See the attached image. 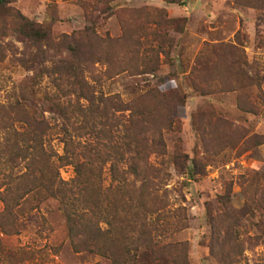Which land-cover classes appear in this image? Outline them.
Here are the masks:
<instances>
[{
  "label": "rangeland",
  "instance_id": "374dc122",
  "mask_svg": "<svg viewBox=\"0 0 264 264\" xmlns=\"http://www.w3.org/2000/svg\"><path fill=\"white\" fill-rule=\"evenodd\" d=\"M106 1L107 7L98 0H6L0 9V103L21 98L32 103L31 111L52 126L47 149L62 154L57 138L62 122L44 112L42 101L51 84L44 77L31 86L34 74L59 57L44 44L27 42L15 33L12 18L21 16L37 24L53 42L88 26L102 39L119 40L126 31L136 33L140 69L150 50L160 52L153 75L128 70L108 77L104 72L112 64L107 59L93 65V74L99 80L97 90L105 97L118 95L123 102L157 86L184 98L176 110L179 123L172 133L163 134L166 155L150 157L155 166L163 163L159 168L169 174L170 208H184L185 226L168 235L166 242H186L189 264H232L211 256L210 240H220L218 249L225 240V252L234 264H264V144L243 142L254 137L264 142V0ZM168 20L179 22L168 24ZM122 48L118 42L112 51L118 55ZM199 56L207 64L205 95L193 90L188 79L199 67ZM215 63L220 70L233 63L239 69H235L239 87L228 84L233 77L222 75L217 80ZM177 154L182 170L192 178L170 165ZM59 173L64 181L73 176L71 167ZM108 181L106 176L104 184ZM226 193L230 203L223 208L218 203ZM14 216L17 234L0 233V264H110L92 254L73 252L54 199L31 193Z\"/></svg>",
  "mask_w": 264,
  "mask_h": 264
},
{
  "label": "trees",
  "instance_id": "16d2710c",
  "mask_svg": "<svg viewBox=\"0 0 264 264\" xmlns=\"http://www.w3.org/2000/svg\"><path fill=\"white\" fill-rule=\"evenodd\" d=\"M98 1L107 7L106 0ZM162 1L178 4L180 0ZM5 3L0 0V9ZM88 18L93 23L91 16ZM11 23L14 32L27 42L44 44L59 57L34 74L31 86L40 84L44 77L51 84L42 101L44 112L62 122L57 129L62 154L47 149L46 138L52 126L31 111L32 103L23 98L0 103V233L17 234L14 210L29 194L40 192L58 202L74 253L92 254L110 264H189L187 243L165 240L185 226L181 215L184 208H170L166 190L169 174L159 168L165 166L163 163L155 166L150 162L151 156L166 155L163 134L172 133L179 123L176 110L184 105V98L157 86L123 102L118 95L105 97L97 90L99 80L93 74V65L107 59L112 64L104 72L108 77L128 70L133 75H153L160 52L150 50L140 69L139 39L133 36L136 33L126 31L119 40L102 39L93 26H88L53 42L25 17H13ZM118 42H122L123 51L117 55L112 49ZM198 59L199 67L189 73L188 79L193 90L205 95L207 64L203 57ZM122 64L128 65L127 69L121 68ZM215 65L217 80L222 75L233 77L228 84L239 87L233 63L223 70ZM259 139L243 142L264 144ZM180 157L175 155L170 165L192 178V173L182 170ZM63 167L72 168L73 176L68 181L60 178ZM226 194L218 203L220 207L229 206ZM224 242L221 240L223 247L218 249L220 240H210V254L219 262L234 264Z\"/></svg>",
  "mask_w": 264,
  "mask_h": 264
}]
</instances>
